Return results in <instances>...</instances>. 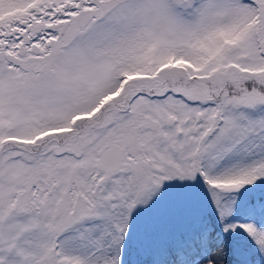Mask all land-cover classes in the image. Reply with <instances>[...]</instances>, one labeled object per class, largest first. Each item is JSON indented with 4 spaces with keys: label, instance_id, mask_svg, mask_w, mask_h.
Returning <instances> with one entry per match:
<instances>
[{
    "label": "snow or ice",
    "instance_id": "obj_1",
    "mask_svg": "<svg viewBox=\"0 0 264 264\" xmlns=\"http://www.w3.org/2000/svg\"><path fill=\"white\" fill-rule=\"evenodd\" d=\"M0 264H264V0H0Z\"/></svg>",
    "mask_w": 264,
    "mask_h": 264
}]
</instances>
